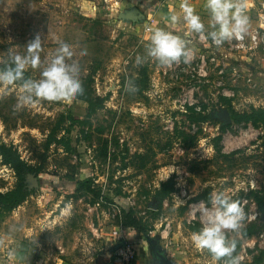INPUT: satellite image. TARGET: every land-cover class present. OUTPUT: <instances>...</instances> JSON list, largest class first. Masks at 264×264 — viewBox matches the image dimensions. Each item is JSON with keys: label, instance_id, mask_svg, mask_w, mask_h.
I'll list each match as a JSON object with an SVG mask.
<instances>
[{"label": "rangeland", "instance_id": "1", "mask_svg": "<svg viewBox=\"0 0 264 264\" xmlns=\"http://www.w3.org/2000/svg\"><path fill=\"white\" fill-rule=\"evenodd\" d=\"M193 8L199 16L209 14L205 4ZM254 8L259 12L260 3ZM99 11L82 13L74 0H0V60L10 51L23 55L26 44L39 35L41 67L27 69L29 78L38 80L59 43H67L74 52L68 62L75 61L80 68L81 94L107 97L88 123H79L70 119H85L87 104L79 97L37 100L16 109L22 83L0 91V142L12 144L28 163L41 165L40 173L26 177V200L9 213L0 209L4 239L18 238L38 256L93 264L103 247L101 229L107 232L108 226L121 224L119 208L131 207L140 226L146 227L142 230L159 231L168 225L171 246L179 245L178 254L190 264H227L228 258L217 261L207 250L196 249L193 232L183 224L195 221L203 226L197 209L200 202L211 208V200L189 202L184 211L180 207L210 187L211 197L223 191L239 203L244 219L239 230H226V239L234 244L239 264H257L254 258L264 249V211H259L249 191L264 194V128L227 122L229 107L222 97L230 98L237 111L264 107V82L257 81L264 79V69L254 72L249 67L254 54L238 47L236 39L219 47L213 44L207 36L211 20L202 19L205 31L187 39L190 62L182 58L162 65L146 56V44L157 27L140 21L139 9L122 18L107 9ZM177 17L168 28H158L183 36L187 26L181 6ZM244 42L248 45V40ZM254 51L264 55L262 45ZM137 56L142 63H136ZM201 103L208 119L191 122L185 105L198 109ZM50 132L68 135L75 151L66 153L60 145L48 144ZM219 134L223 153L238 152L216 156L213 138ZM171 175L176 191L159 208L147 192ZM87 179L102 190V198L95 202L90 193L73 194L75 183ZM14 184L12 170L0 160V191ZM116 189L122 195L115 194Z\"/></svg>", "mask_w": 264, "mask_h": 264}, {"label": "clouds", "instance_id": "2", "mask_svg": "<svg viewBox=\"0 0 264 264\" xmlns=\"http://www.w3.org/2000/svg\"><path fill=\"white\" fill-rule=\"evenodd\" d=\"M206 7L210 14L212 29L207 32V36L213 44L219 47L225 41L244 39L248 17L243 4H238L235 0H206ZM181 8L187 26L183 36L154 28L146 44V56L162 65L171 66L173 63H179L182 58L184 63L190 62L192 54L187 48V39L193 32L205 31L200 16L187 0L181 4ZM170 19L176 22L178 17L172 14ZM41 51L42 39L36 35L26 44V52L23 55L10 51L9 65L0 70V91L6 93L16 82L22 81L16 109L31 106L37 100L67 101L83 92L79 65L75 61L68 62L74 52L64 42L59 43L55 53L43 67L38 80L25 78L27 69L41 67ZM85 54L86 50H82L81 55ZM136 63H142V57L137 56ZM211 204L212 207L209 208L203 202L199 203L197 211L202 217L203 226L191 235L192 244L198 250H207L217 261L228 258L227 264H239V258L233 256L234 244H230L226 239V230L240 229L241 221L244 219L243 211L239 203L223 191L211 197Z\"/></svg>", "mask_w": 264, "mask_h": 264}, {"label": "crops", "instance_id": "3", "mask_svg": "<svg viewBox=\"0 0 264 264\" xmlns=\"http://www.w3.org/2000/svg\"><path fill=\"white\" fill-rule=\"evenodd\" d=\"M75 5L82 13L94 14L107 9L110 14H115L122 18L131 12L139 9V19L150 26L168 28L173 23L170 19L172 14L178 15V7L185 0H74ZM261 0H235L238 4H243L244 12L248 17V27L246 34L257 27V14L255 4ZM192 7L206 5V0H187ZM160 14L161 18L156 20L154 14ZM199 15V14H198ZM203 22H210V14L200 16ZM245 34V35H246ZM254 54V63L249 67L255 72V68L264 69V55L259 51H251ZM247 81H251V75L247 74ZM258 82H264L261 77ZM257 85V82H254ZM124 210H127L123 208ZM11 212V211H10ZM9 213V212H6ZM3 215L0 214V264H71L72 262L63 257L53 255H36L30 252L29 247L21 243L18 238L8 237L2 231ZM109 230L104 232L101 229V239L103 243L102 251L98 252L93 259V264H127L122 263L115 251L123 244H131L135 251L134 260L128 264H190L189 258L178 254L177 247L173 245L168 225L161 230L150 229L141 230L138 228H127L121 224L108 226ZM192 234V232H190ZM4 234V235H3ZM4 239V240H3ZM185 260V262H183Z\"/></svg>", "mask_w": 264, "mask_h": 264}, {"label": "trees", "instance_id": "4", "mask_svg": "<svg viewBox=\"0 0 264 264\" xmlns=\"http://www.w3.org/2000/svg\"><path fill=\"white\" fill-rule=\"evenodd\" d=\"M10 63L9 57L0 60V70L8 66ZM25 78H29V71L26 70ZM17 83H22V81H18ZM76 97L84 100L87 104L86 106V114L84 120H78L74 118H70L72 121H77L79 123H88V118L94 115L97 110L103 108L105 101L107 100L106 96H99V95H92L91 92H84V94H78ZM224 103L229 107L228 116L231 119V122L235 124H244V125H251L254 128H264V107H253L251 106L249 110L245 111H237L232 108L231 106V99L228 97H222ZM185 109L188 112L186 117L191 122L201 123L208 119L209 115L204 113L206 109V105L201 103L196 109V105L194 104H186ZM68 132V131H67ZM221 140V135H216L213 138V147L216 153V156L219 158H225L234 153H237L238 150H234L230 153H223L221 151V147L219 145V141ZM47 143H55L61 146L63 151L66 153L74 152L75 149L71 144L70 137L68 135H60L56 137L55 134L49 133L47 137ZM124 153H127V149H124ZM0 160L1 163L7 166L9 169L12 170L13 175L15 177V184L13 187L5 190L0 191V209L2 212H10L19 206L22 202H24L29 195V190L26 186L25 180L28 175H36L41 172V165L39 164H32L25 161L20 154L18 153L17 149L12 144H6L4 142H0ZM72 178V176H69ZM176 182L175 176L171 175L165 180H161L158 182L156 186H153L148 192L152 193V198L157 202L159 208L162 206V202L164 199L169 198L175 191H176ZM90 193L93 196V202H95L96 198L102 196V190L100 187H95L92 184L90 179L84 181H77L74 186V193ZM115 194L122 195V191L120 189H116ZM72 194V195H73ZM249 194L253 201L255 202L259 211H264V194L259 189H251ZM70 195L67 196V198ZM102 198V197H101ZM107 199L111 203L112 200ZM199 200H204L205 202H210L211 200V188L207 187L199 194L194 195L191 197L185 205L180 207L181 211H184L187 208L189 202H196ZM158 207L152 210L153 218H157L158 215ZM119 212L122 214L121 224L127 228H138L143 229L146 227L140 226V220L137 216L133 213L132 208L130 207L128 210H124L123 208H119ZM185 227L190 232H198L201 229V225L198 222L192 221L187 223L186 221L183 222ZM152 227L145 229L150 230ZM244 235H248L245 233ZM264 260V249L260 250L258 255L254 258V261L259 264Z\"/></svg>", "mask_w": 264, "mask_h": 264}, {"label": "built area", "instance_id": "5", "mask_svg": "<svg viewBox=\"0 0 264 264\" xmlns=\"http://www.w3.org/2000/svg\"><path fill=\"white\" fill-rule=\"evenodd\" d=\"M145 30L149 31L150 26H145ZM245 39L248 40V45L245 44ZM237 41H239L238 47L246 48L251 51L257 50L259 45H262L264 52V0L260 1V9L257 15V27L253 28L248 36H244L243 40ZM115 256H118L122 263L128 264L134 260L135 251L131 244L125 243L115 251Z\"/></svg>", "mask_w": 264, "mask_h": 264}, {"label": "water", "instance_id": "6", "mask_svg": "<svg viewBox=\"0 0 264 264\" xmlns=\"http://www.w3.org/2000/svg\"><path fill=\"white\" fill-rule=\"evenodd\" d=\"M225 117H226V120H227V122H231V119L229 118V116H228V113H227V112L225 113Z\"/></svg>", "mask_w": 264, "mask_h": 264}]
</instances>
